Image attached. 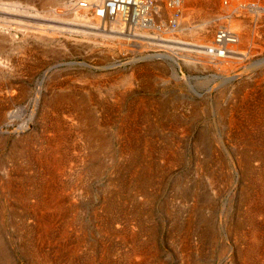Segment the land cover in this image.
<instances>
[{
  "label": "bare ground",
  "instance_id": "6f19581e",
  "mask_svg": "<svg viewBox=\"0 0 264 264\" xmlns=\"http://www.w3.org/2000/svg\"><path fill=\"white\" fill-rule=\"evenodd\" d=\"M35 1L9 0L8 3H5V1L0 0V120L5 121L7 119L9 112L6 101L14 95H12L11 89L13 82H11V73L14 69L15 63L10 62L11 60L9 59L8 55H6L9 45L11 46L15 43H21L23 47L27 46V50H29L30 52L34 49L33 47L35 44L44 43L45 45L46 43L49 44L50 42L54 41V33L63 28L59 24H46L45 22H43V20H45L44 17L52 18V21L50 20V22L61 24L63 23L62 21L65 20L64 23L67 26L64 25V28L67 27L69 36L80 34L89 39H95L97 37L104 38L107 40V42L118 40L122 46L121 50L123 49L125 51H130L132 53V62L134 63L132 68L127 70V73L125 71L126 74H120V80L116 79L114 80V82H112L113 87H119L121 88L120 90H155L159 89L162 81L168 82L171 81V79L174 82L185 80L189 83V79H187L186 77V72H189L191 76H193V74L199 69V67L201 70L211 69L212 72H214V75L219 77V79L222 80V83L225 84H230L236 79L242 80L239 84L236 85L237 88H235V91L233 89L234 96L232 95L231 101H228V103H226V107H222V104H220L218 110L214 111L216 112L217 116L219 115L218 117L221 118L224 125V136H220L217 138V148L215 147L216 149L214 148L215 151L214 153H212L213 161L215 163L214 169H211L210 165L204 159V161H199L197 163L194 162L201 176L204 175L208 178L211 185V191H209L213 199L210 198L209 192V197H205V199H203V196H205V194H201L200 196V189H198V187L197 189L194 187L193 193L192 191H186L183 193V197L185 200L182 201H184V204L186 207H188V209L185 210L186 213L184 215L183 221L181 220V232L180 235H177V239L179 240V242L177 243H180L178 244L180 249H178L179 253H181L182 258L184 259L185 264H206L202 261H196L194 263V260H192L190 256L192 252L200 253L201 249H203V246H205L204 244L208 241L214 243L216 256L222 262L226 261L228 262V264H264V0H66L64 2L59 0H39V8L36 10V14H34L30 10V5L37 7L38 3L36 2L38 1ZM59 8H63V10H59ZM92 12H94V15H92L93 17H90L91 15L89 16V14H91ZM13 13L19 14L18 17L20 18H17L20 19V21H18L17 18L15 19L16 16H13ZM48 18L47 21H49ZM158 19H160V23L157 22ZM21 20L27 21L28 23L21 22ZM36 23L40 24L36 25ZM44 25L49 26L45 28ZM14 31L19 33L21 36L14 34ZM151 31H154V36H151ZM157 32L160 33L158 34ZM70 39L74 41V38L70 37ZM159 41L166 42L165 48L167 50L163 52H149V54L147 52V47H153V44L157 46V42ZM77 45H80V43ZM73 46L75 45L73 44ZM145 51L147 52L146 54ZM146 58L147 61L145 60V64L142 65V62L140 61ZM138 63L141 64L139 65ZM81 65H83V67L89 66L87 63H83ZM250 73L251 79L258 77V79L255 78L254 82L251 84H249V81L245 77V75L248 76ZM91 76L92 75H90L89 77ZM195 76H197V74ZM96 79L99 78L96 77ZM245 80L246 82H244ZM93 81L96 85V80ZM63 82L64 80L62 82H55V88L59 90L63 88L62 86H65V88L70 87L67 86L69 84L66 85V82ZM234 83H236V81ZM98 86H100V83ZM38 87L36 89H38ZM189 87L193 88L190 83ZM260 87H262L263 90H259ZM72 88L74 89L75 87ZM85 88H82L81 90H86ZM81 90L79 87V91ZM91 90H93L92 87ZM99 90L100 89L96 91ZM80 93L78 95H80ZM78 95L72 92L63 93L62 91L61 93L53 95L48 100V105L50 107L44 116V119L45 121L47 120V122L43 130H41L38 134L34 133L28 135V137H26L27 141L25 143L21 140V142L18 143L14 142L9 152L10 159H8V161L12 164H6V161H4L5 159H0V171L3 170L4 172V177L1 178L2 180H0V193H2V195L4 196V199L2 198V196H0V217L3 218L5 211L10 212L12 211V209H15L12 205V199L18 200V203L27 201V203H22V208L23 211L34 217L37 229H39L37 238L39 239L40 237L41 242L43 241L44 244L46 243L49 247L51 246L52 248L55 247L53 245L56 244L52 243V240L55 237L52 234L55 220L57 218H59V220L60 218H63L68 221V218H66L67 215H69V212H71L73 209L75 211L76 207H74V204L68 203L66 201V199L68 198L67 195H70L69 193H67V189H69L70 186L68 187L66 182L63 183L60 178L58 180V177H61L63 179V177L67 175V172H72L74 170H72V164L74 161L75 163L79 164V157L78 159L69 157V148L67 147V142L72 140V145L75 146V150H81V155L80 151L76 154L77 156H80V160L85 168H82L83 170L81 171H79V169L78 171L80 173L75 178L77 186H81L80 188L84 187L86 177H91V172H97L99 173V175L103 173L104 165L101 162V159L104 153L109 150V143L112 142H108L109 139L107 140L106 138L108 133H104L106 125V122L104 123V117L107 118L105 113H99L98 110H95V107L93 105L94 102L91 97L86 99L87 96L83 98L84 96L82 97ZM221 97L219 99L225 101V99ZM96 100L98 101V98H96ZM155 100L156 101H152L143 97L138 98V102H136L135 104L136 106H133L134 108L132 110L130 109L129 113H127V117L122 119V126H120V128L118 129L116 136L118 138L124 139L127 135V131L125 128H132L130 127V123L134 125L149 120V106L157 104V106L159 107L162 104V102L161 104L160 102L158 103V99ZM179 101H181L182 103V99H180ZM184 101L186 103V100ZM38 102L39 101H37L36 103ZM177 102L174 101L173 104ZM194 104L195 103H193L192 106ZM40 105H42V103H40ZM101 105H103V103ZM199 109V107L195 106L193 107L192 112H195L196 114ZM159 114L160 117H163L161 112ZM186 116L184 115L185 119L187 118ZM215 121H217L216 118ZM2 125L6 124L2 123ZM29 127L30 126L27 123L19 126V128H3L2 126H0V128H3V131L17 132L19 134L23 130H28ZM182 128L184 130V127ZM186 128L187 127H185V129ZM145 133L147 134V130ZM141 134H139V136ZM162 137H165V135ZM16 139L17 138H15V141ZM168 139L169 138H167L166 140ZM127 140L128 143L123 144L122 148H120V151L116 152V154L112 155V157L114 158L117 155L121 158L125 157V159L127 160H129V158L132 159L131 163L133 164V166L131 167L132 169H130L131 171L128 178L129 180L128 182L126 180L125 183L135 185V187L137 188V192L134 193V198L142 196L145 200L143 198L142 199L146 201L147 198H149V196L151 195L149 191L147 192V190H149L150 187L153 188V186H155V183H157L156 181H158L157 179L161 178L162 180V177H164V175L161 172L159 173V168L157 167V171L156 167H153L155 165L149 160V150L151 149L150 144L148 143V139H145L144 144L136 146L131 144L133 139L131 141L130 139ZM150 141L154 142V140L152 139ZM0 143L2 144L1 139ZM215 144L216 143L214 142V145ZM156 152L159 153V151L157 150L154 151V153ZM165 153L170 156V159L172 160H176L178 158V156L174 153V149L172 147H168ZM198 155H196L195 158ZM202 156L206 157V155L203 154ZM163 158L165 159V157ZM112 162L113 161H111V163ZM113 163H116V161ZM77 164L74 165L77 166ZM82 164L80 165L82 166ZM26 171H30V175L24 176V173ZM73 182L75 183V181ZM178 187L182 188V185L179 184ZM72 189L75 188H73L72 186ZM120 189L123 190L122 187H120ZM178 191H180V189H178ZM227 192H230V197L226 202V199L223 198L226 197V195L228 194ZM189 194L192 195L190 199H188L187 197L190 196ZM77 196L78 195H76V199ZM127 197H129V194L127 195ZM119 198H121L120 195ZM219 201H221V204L219 203ZM125 203L127 202L125 201ZM125 203L124 205L122 203L124 207L119 206L117 208L122 212L119 214V216L116 214L118 216L115 219L116 222L121 219L120 217H122V213L128 212L129 210L128 207L125 206ZM144 203L145 202H142V204ZM112 205L113 204L110 202L107 204V206L109 207H111ZM125 208H127L128 210ZM205 209L208 210L210 218L207 217V215H204L203 210ZM129 212L132 216V219L139 220L138 216H140L141 214L139 215L137 209L135 210L134 208L133 210H129ZM108 214H110V212H108ZM216 216L218 218L217 222L215 221L216 223H218L217 231L212 226L211 219L212 217ZM65 220L63 222H65ZM63 222L62 225L65 224ZM170 222H172L171 218ZM56 223L58 222H55V224ZM58 224L60 225L61 222ZM73 225H75V223H73ZM111 227L113 228V225ZM108 229L110 230V227ZM121 229L122 228H120V230ZM146 230L143 233H145ZM43 233H45L46 236H42L44 235ZM133 234L129 235V238L125 239L126 241L129 239L128 241L132 242V246L130 247V249L128 248L129 250L127 251V253L123 251L125 252V262L123 264H163L160 260L157 262L154 260L157 259L154 258L157 255V250L153 248L154 246L149 245L147 242L142 243L137 241L134 236L135 234ZM2 235L3 234H0V264H14L9 257L6 243L4 241L5 239H2ZM70 235L71 234L68 235V231L66 230L61 231L58 237L59 240H57L59 241V243L56 246H60L62 248L66 246V243L69 242L68 236ZM194 235H197L198 242H196L197 240L195 242L191 240V238H193L192 236ZM147 238L148 236L146 237V240L148 241ZM208 238L210 240H208ZM172 241L175 242L174 240ZM38 244H40V242L37 243L35 248L32 247L34 248L33 250L30 248L31 246L29 245V243H27L25 244V248H23V251H28L31 255H33L34 252V256L36 255V257H32L40 259L42 263L45 262V264H54L56 261L51 260L50 258L52 257L49 254L44 255V250H41L43 252L41 253L40 246ZM45 246L46 245H44V247ZM36 248L37 250H35ZM29 250H32V252ZM55 257L56 258L54 259L57 260V258L59 257L58 253ZM60 258H62V256ZM70 260H72V258ZM104 261L105 259H103V263ZM104 264H112V262L110 261Z\"/></svg>",
  "mask_w": 264,
  "mask_h": 264
},
{
  "label": "rangeland",
  "instance_id": "374dc122",
  "mask_svg": "<svg viewBox=\"0 0 264 264\" xmlns=\"http://www.w3.org/2000/svg\"><path fill=\"white\" fill-rule=\"evenodd\" d=\"M3 1H5V3H8L9 0H7V1L3 0ZM36 1H38V2H36ZM36 1L35 2L38 3L37 7L30 5V10L34 14H36V10L39 8V0H36ZM59 1L64 2L66 0H59ZM68 1H70V0H68ZM59 10H63V8H59ZM14 15L16 16L15 19L19 16L18 13H13V16ZM92 15H94V12L89 14L90 17H93ZM18 18H20V17H18ZM18 18H17V20L20 21V19H18ZM47 18L48 17H46V18L44 17L45 20H43V22H45L46 24H48V23L52 24V25L53 24L54 25L59 24V25H61V27H63L61 30H58L57 32L54 33L55 39H54V41L50 42L51 44L50 43L49 44L46 43L45 45H44V43L35 44L33 47L34 49L29 52V50H27V46L23 47L21 43H15L11 46L9 45L8 50H7L8 52L6 55H8L9 59L11 60L10 62L15 63L14 69L12 70V73H11V82L13 81L11 89H12V95L13 94L14 95L6 101V105L8 107V112L10 114L8 113V117L5 121L0 120V126H2L3 128H10V127L19 128V126H22V125L27 123L30 127L28 130H23L22 132H20V134L17 132L3 131V128H0V139L2 140V144L0 143V159L1 160L5 159L4 161H6V164H12L8 161V159H10V157H9L10 153L9 152H10L11 147L14 144V142L18 143V142L23 141L25 143L27 141L26 137H28V135H31L34 133L38 134V133H40L41 130H43V128L45 127L46 122H47V120L45 121L44 116L50 107L48 105V100L53 95L61 93V91L63 93L72 92V93H75L77 95L81 92L80 95H78V96H82V97L84 96L83 98H85L87 96L86 99L91 97L93 99V102H94L93 105L95 107V110H98L99 113H105V115L107 116V118L104 117V123L106 122L104 133H106V134L108 133L107 136L108 135L109 136L107 137L106 134H105V136H106L107 140L108 139L110 140V141L108 140V142H111V141L112 142L109 143V148H108L109 150L104 153V155L101 159V162L104 165L103 173L99 175V173H97V172L96 173L91 172L90 173L91 177L90 178H89V176L86 177V180H88V181L85 180L84 187H82V188H80L81 186H79V185L77 186V183L75 180V178L80 173L79 171H81L85 168V166H83V164L80 160V156H77V154H76L80 151V155H81V150L80 149H77L78 151L75 150V146L72 145L73 144L72 140L67 142L68 143L67 147L69 148V153H68L69 157L76 158V159H78V157H79V159H78L79 164L75 163V161H74L72 164V170L73 169L74 170L72 172H67V175H65L63 177L64 180L61 177H58V180L60 178L63 181V183L66 182L67 186L68 187L70 186L69 189H67V193H69L70 195H67L68 198L66 199V201L68 203L74 204V207L76 206L75 207L76 213H75L74 209L72 210L74 213L72 211H71L72 213L69 212V215H67V217H66V218H68V221H66L63 218H60V220H59V218H57L56 219L57 221L55 220V222H58V223L61 222V224L60 225L58 223L55 224V222H54V229L52 231V234L55 236L52 240V243H54V244L56 243L55 245L52 244L53 246H55V247H53L54 249L51 246L49 247L48 244H46V243L44 244L43 241L41 242L40 237H39V239L37 238V233H38L39 229H37L34 217L30 216L27 212L23 211V208H22L23 204L27 203V201L26 202L25 201H23V202L19 201V202H22L23 203L22 204V203H18V200L12 199L13 200L12 201L13 208H15L16 210L12 209V211H10V212L5 211L3 218L0 217V229H1L0 234H3L2 239L3 240L5 239L4 241L6 243V248H7L10 259L12 260V262L14 264H41L42 262L40 259L33 258V257H36V255L34 256V252H33V255H31L28 251H23V248H25V244L29 243V245L31 246L30 248L34 250L37 243L40 242V244H38L40 246V251L44 250L43 251L44 253L42 251H41V253H43L44 255L49 254L52 257L50 259L55 260L56 261L55 263L58 262L57 264H70V262H71V264H101V263L104 264V263L110 262V261L112 262V264H119V263L123 264L125 262V260H124L125 252L127 253V251L132 246V242L128 241L129 239L127 241L125 239L129 238V235L133 234V232L135 231L134 232L135 235L134 234L133 235L135 236L137 241L142 242V243L147 242L149 245H153L154 246L153 248H155L157 250V255H156V257H154V258L158 259V260L154 259L156 262L160 260L163 264H185L184 259L181 256V253H179L180 247L178 246V244H180V243H177V242H179V240L177 239V235H180V232H181V225H180L182 223L181 220L183 221L184 215L186 213L185 210L188 209V207L185 206L184 201H182V200H185L183 197L184 196L183 193L186 191H189V192L192 191V193H193L194 187L196 189L198 187V189H200V192H199L200 196H201V194L202 195L205 194V196H203V199H205V197H209V194H210V198L213 199V197L210 193V191H211L210 182L206 176H204V175L201 176V174H200L195 163L205 160L210 165V168L214 169L215 163L213 161V154L212 153H214L215 149L217 148V146H216L218 144L217 138L220 136L221 137L224 136V125L222 123L221 118L218 117L219 115L217 116L216 112H214V111L218 110V107L220 106V104H222L221 105L222 107H226L225 106L226 103H228V101H231L232 95L234 96L233 89L235 91V88H237L236 85L239 84L240 81H242V80L236 79L235 80L236 83H234L235 82L234 81L230 84H225V83H222V80L219 79V77L214 75V72H212L211 69L201 70L199 67V69L193 74V76H191V74L189 72H186V77H187V79H189V83L191 84V86L193 88L189 87L188 81L184 80V81L174 82L171 79V81H168V82L162 81L159 89H155V90H138V89H136V90L135 89L134 90H120L121 88H119V87L118 88L113 87L112 82H114V80H116V79L120 80L121 77L119 75L120 74L121 75L126 74L127 70L132 68L134 63L132 62V53L130 51H125L123 49L121 50L122 46L118 40L107 42V40L104 38H98L97 37L95 39H89V38H86L80 34H77L74 36H69L68 31H67V27L64 28L65 26H67L64 23L65 20H63L62 21L63 23L61 24V23H56V22H50V20L52 18H48L49 21H47ZM217 20H220V19H217ZM21 22L28 23L27 21H24V20H21ZM157 22L160 23V19H158ZM39 24L40 23H38V24L36 23V25H39ZM48 26L49 25H44L45 28H47ZM157 33L159 34L160 32H157ZM14 34L21 36L16 31H14ZM150 34H151V36H154V31H151ZM70 37L74 38V41L71 40ZM75 40H77V41H75ZM64 42H66V43H64ZM73 42H75V43H73ZM159 42H157V44H158L157 46L155 44H153V47H147L148 50L147 49H144V50H147L148 53L149 52L154 53V51L155 52H160V51L163 52V51L167 50L165 48L166 42L165 41H159ZM72 43L76 47L73 46ZM79 43H80V45H77ZM162 44H164V45H162ZM156 49L157 50L159 49V50L157 51ZM147 52L145 51V54ZM145 60L147 61V58L142 59V61H140V62H142V65L145 64L144 63V62H146ZM83 63H87L89 66L83 67V65H81ZM112 63H113V65H112ZM138 64L140 65L141 63H138ZM125 71H126V73H125ZM196 74H197V76H195ZM90 75H92V76L95 75V76L89 77ZM250 75H251V73L248 76L245 75V77L249 81V84L253 83L255 78L258 79V77L251 79ZM96 77L103 80V81L96 79ZM240 79H242V78H240ZM43 80H44V82H43ZM63 80H64L63 83L66 82L65 84L66 85L69 84L67 86H70V87L65 88V86H62L63 90L62 89L58 90L57 88H55L54 83L60 82V81L62 82ZM93 80H96L98 85L100 83V86H98L97 83L95 85L94 84L95 82ZM51 82H53V83H51ZM244 82H246V80ZM82 85H84L86 88ZM225 85H226V87H225ZM13 86H14V88H13ZM37 87H38V89H36ZM72 87H75L76 90H75V88L73 89ZM79 87H80V90L82 88H85L86 90L79 91ZM91 87L93 90H91ZM41 88H42V90H41ZM46 88H48V89H46ZM98 89H100V90L96 91ZM259 90H263L262 87H260ZM38 91H40V92H38ZM219 91H221V92H219ZM223 91H224V93H223ZM4 92H5V90H4ZM230 92H232V93H230ZM40 93H41V97H40ZM94 93H95V95H94ZM220 93L221 94L223 93L225 97L223 96V94L221 95ZM221 96H223V97H221ZM228 96H229V98H228ZM140 97H143L145 99H150L152 101H156L155 99H158L159 100L158 103L160 102V104H161V102H162V104L159 107L157 106V104L149 106L148 111L150 113V119L147 121L143 120L144 122L140 123V124H134L133 125L132 123H130V127H132V128H129L130 131L127 127L125 128L127 131L126 132L127 133L126 138H124V139L118 138L116 136V133H117L118 129L120 128V126H122L121 125L122 119L127 117V113H129L130 109L132 110L134 108L133 106H136L135 104H136V102H138V98H140ZM220 97L224 98L225 101H222V99H219ZM35 98H37V99H35ZM96 98H98V101L96 100ZM45 99H47V100H45ZM180 99H182V103H181V101H179ZM164 100H165V102H164ZM184 100H186V103ZM37 101L42 103V105H40L39 102L36 103ZM174 101L175 102L179 101L181 104L179 102H177V103H174L175 104L174 105L173 104ZM196 101H197V103H196ZM102 103H103V105H101ZM191 103L192 104L195 103V104L192 106ZM201 103H202V105H201ZM178 104H180V105H178ZM195 106L200 108L196 114H195V112L194 113L192 112L193 107H195ZM102 108H104V109H102ZM165 108H166V110H165ZM177 110H178V112H177ZM152 111H153V113H152ZM160 112L163 115V117L159 116ZM174 113H175V115H174ZM183 114L185 116L188 114L189 116L187 115L186 116L187 118L185 119ZM179 115L180 116L182 115L183 117L181 116L182 117L181 118ZM9 116H10V118H9ZM190 116H192V117H190ZM170 117H171V119H170ZM215 118L217 121L218 120L219 121L218 122L215 121ZM172 120H174V121H172ZM178 120H180V121H178ZM157 122H159V123H157ZM160 122H162V123H160ZM172 122H173V124H172ZM2 123L6 124V125H2ZM131 125H133V126H131ZM141 125H143L144 127ZM145 125H146V127H145ZM166 125H168V126H166ZM152 126H154V127H152ZM172 126H174V127H172ZM181 126L184 127V130ZM158 127H159V129H158ZM185 127H187V128L185 129ZM150 128L152 129V131ZM169 128H171V129H169ZM31 129H32V131H31ZM180 129H182V130H180ZM218 129H219V131H218ZM136 130H138V131H136ZM146 130H147V134L145 133ZM160 130H161V133H160ZM139 134H141V135L139 136ZM179 134L181 137L179 136ZM218 134H220V135H218ZM164 135H165V137H162ZM175 135H176V137H175ZM15 138H17L16 141H15ZM167 138H169V139L166 140ZM174 138H176V139H174ZM119 139H122V140H119ZM127 139H130V141L133 139L131 144L135 145V146L144 144L145 139H148V143L150 144V149H151V150H149L150 154L148 153L150 155L149 160L155 165V166H153V165L152 166L156 167L157 171L159 168V170H160L159 173L161 172L164 175V177H162V180H161V178L157 179L158 181H156L157 183H155V186H153V188L150 187L149 190H147V192L149 191V193L151 195L149 196V198H147L146 201H144L145 199L142 196L141 197L138 196V197L134 198V195H135L134 193L137 192V190H136L137 188L135 187V185H132V184L130 185L129 183H125L126 180H127V182L129 180L128 178H129V174L131 171L130 169H132L131 167L133 166V164L131 163L132 159L129 158V160H127V159H125V157L121 158L120 156H117V155L114 158L112 157V155H115L116 152L120 151V148H122L123 144L128 143ZM151 139L154 140V142L150 141ZM171 140H173V141H171ZM214 142L216 143L215 145H214ZM154 145H156V146H154ZM177 145H178V147H177ZM168 147H172L174 149V153L178 156V158L176 160L170 159V156H168L165 153ZM195 149H197V150H195ZM199 149L202 151V153ZM153 150L154 151L157 150V151H159V153L158 152L154 153ZM152 152H153V155H152ZM202 154L206 155V157L202 156ZM196 155H198V156L195 158ZM110 157H112L113 159ZM163 157H165V159ZM81 159H82V157H81ZM169 160L170 161L172 160V161L170 162ZM111 161H113V162L116 161V163H113V162L111 163ZM177 162H178V164H177ZM211 162H213V163H211ZM156 163H157V165H156ZM74 164H77V166ZM80 164H82V166ZM112 165H114V166H112ZM162 167H163V169H162ZM162 170H164V171H162ZM26 172L24 173V176L30 175V171H26ZM3 173H4L3 170L0 171V180H2L1 178L4 177ZM72 180L75 181L76 187H75V183ZM202 180H203V182H202ZM124 183H125V185H124ZM114 184H116V185H114ZM127 184H128V186H127ZM179 184L182 185L183 189L178 187ZM72 186L75 189H72ZM120 187H122L123 190H121ZM127 187L130 188L131 190L128 189ZM176 187L178 189H180V191H178V189ZM68 190H69V192H68ZM0 192H1V190H0ZM208 192H209V194H208ZM227 193L228 194L226 195V197L223 198V199H226L225 200L226 202L229 200V197H230V192H227ZM128 194H129L130 198L127 197ZM76 195H78L77 196L78 200L76 199ZM119 195L121 198H119ZM121 195H123V196H121ZM189 195L190 196H187L188 199H190L192 196L191 194H189ZM0 196H2V198L4 199V196L2 195V193H0ZM140 198L141 199L143 198L144 200L143 199L141 200ZM124 200L127 203H125ZM76 201H77V203H76ZM108 201L110 203H112L113 205L114 204L115 205L114 206L112 205L111 207L107 206V204L109 203ZM1 202H3V201H1ZM142 202H145V203L142 204ZM122 203H123V205L125 203V206L128 207L129 210H133L134 208H135V210L137 209V211L139 212V215L141 214L140 216H138L139 220L132 219V216H131L129 210L127 208H125L128 210V212L122 213V217H120L121 219L118 220V222H116L115 219L122 212L121 210H119L117 208L119 206H123ZM219 203L221 204V201H219ZM0 206H1V203H0ZM164 207H165V209H164ZM110 208H112V209H110ZM164 210H166V211H164ZM181 211H183V212H181ZM0 212H1V208H0ZM108 212H110L111 215L108 214ZM111 212H113V213H111ZM203 213H204V215H207V217L210 218V215L208 214L207 209L203 210ZM72 214H74V215H72ZM90 218H91V220H90ZM110 218H111V220H110ZM170 218L174 224L172 222H170ZM2 219H4V220H2ZM211 219H212V226L217 231L218 223H216V222H217L218 218L216 216V217H212ZM64 220H65V222H63ZM88 220H89V222H88ZM62 222L65 224L62 225ZM67 222H68V224H67ZM128 222H130V223H128ZM73 223H75V225H73ZM99 224L101 225V227ZM13 225H16V226H13ZM112 225H113V228L111 227ZM57 226H59V227H57ZM20 227H22V228H20ZM106 227H107V229H106ZM109 227H110V230L108 229ZM120 228H122V229L120 230ZM69 229H71V230H69ZM99 229H101V230H99ZM63 230L68 231V235L71 234L70 236H68L69 242H67L66 243L67 245L64 246L66 248L56 246L59 243V241H57V240H59V238H58L59 233ZM90 230H91V232H90ZM92 230H93V233H92ZM145 230H146V232L143 233ZM130 231H131V233H130ZM147 232H148V234L149 233L150 234L148 235ZM43 234L44 235H42V236H46L45 233H43ZM108 234H110V235H108ZM136 234H139V235H136ZM89 236L90 237L92 236V237L90 238ZM121 236H123V237H121ZM137 236H139V237H137ZM147 236H148V238H147L148 241L146 240ZM192 237L193 238H191V240H193V242H195L196 240H197L196 242H198L197 235H194ZM149 240L152 242H150ZM172 240H174L175 242H173ZM208 240H210V239L208 238ZM169 241H171V242H169ZM34 242H35V244H34ZM64 242H66V241H64ZM123 242H125V243H123ZM126 243H127V245H126ZM171 243H173V244H171ZM31 244H33V245H31ZM71 244L73 247L71 246ZM106 244H108V245H106ZM44 245H46L47 247L46 246L44 247ZM204 245L205 246H203V249H201L200 253L192 252L190 258L192 260H194V263L196 261H199V262L202 261L206 264H219V263L220 264H228V262H226V261L222 262L219 258H217L214 243H211L210 241H208ZM32 247H34V248H32ZM121 248H124V249H121ZM111 249H112V251H111ZM35 250H37V248ZM69 250H70V252H69ZM174 250H175V252H174ZM29 251L32 252V250H29ZM101 251H103V252H101ZM104 251L106 254L104 253ZM123 251H125V252H123ZM55 252H56V254L58 253V255H59L57 260L54 259V258H56ZM65 252H67V253H65ZM202 253H204V254H202ZM72 254H73V256H72ZM61 256H62V258H60ZM122 257H123V260H122ZM71 258H72V260H70ZM103 259H105L104 263H103ZM100 261H101V263H100ZM80 262H82V263H80ZM42 264H45V262Z\"/></svg>",
  "mask_w": 264,
  "mask_h": 264
}]
</instances>
